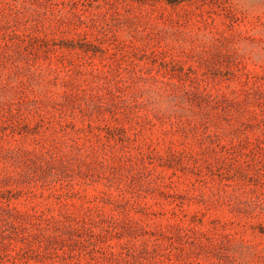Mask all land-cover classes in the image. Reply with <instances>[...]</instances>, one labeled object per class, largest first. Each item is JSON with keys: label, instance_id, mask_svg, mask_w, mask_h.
Instances as JSON below:
<instances>
[{"label": "rangeland", "instance_id": "1", "mask_svg": "<svg viewBox=\"0 0 264 264\" xmlns=\"http://www.w3.org/2000/svg\"><path fill=\"white\" fill-rule=\"evenodd\" d=\"M0 264H264V0H0Z\"/></svg>", "mask_w": 264, "mask_h": 264}]
</instances>
